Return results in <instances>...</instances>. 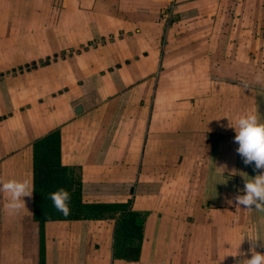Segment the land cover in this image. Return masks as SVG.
Listing matches in <instances>:
<instances>
[{"label": "crops", "instance_id": "0c3cea01", "mask_svg": "<svg viewBox=\"0 0 264 264\" xmlns=\"http://www.w3.org/2000/svg\"><path fill=\"white\" fill-rule=\"evenodd\" d=\"M257 74L264 0H0V180L33 188L32 142L59 129L84 202L147 212L139 260L113 258V220H50L45 264H245L264 212L225 197L261 170L228 125L264 121ZM23 199L9 214L0 193V264H39L33 192Z\"/></svg>", "mask_w": 264, "mask_h": 264}, {"label": "trees", "instance_id": "16d2710c", "mask_svg": "<svg viewBox=\"0 0 264 264\" xmlns=\"http://www.w3.org/2000/svg\"><path fill=\"white\" fill-rule=\"evenodd\" d=\"M50 58L32 62L30 66L47 64ZM15 71V70H13ZM33 149V220L38 223L39 264H45L44 224L50 220L110 219L113 220L112 256L127 261L139 260L147 212L132 207V198L125 202H84L80 172L60 161V132L54 129L36 138ZM69 193V215L57 211L49 194L58 189Z\"/></svg>", "mask_w": 264, "mask_h": 264}, {"label": "clouds", "instance_id": "9594fccd", "mask_svg": "<svg viewBox=\"0 0 264 264\" xmlns=\"http://www.w3.org/2000/svg\"><path fill=\"white\" fill-rule=\"evenodd\" d=\"M254 80L256 83L264 82V75L257 74L254 77ZM243 87L244 89L249 88L247 81L243 82ZM220 118L221 117L217 118V120ZM228 126L235 130L233 142L238 144L235 151L241 157L243 164L245 166H253L254 170L261 171L251 179H248L242 174L243 172H241L240 175L244 180L243 194H236L232 198L225 197V201L229 205L235 203L236 207L243 206V208L248 209L254 207L258 212H264V121L260 119L257 112L253 111L240 115L234 124L229 120ZM224 172L218 174L222 179L216 181L215 187L217 184H227L228 179L236 174L235 170H233L229 174V177H225ZM32 192L33 188L28 180H0V193H7L8 195L6 209L9 214H19L22 209H25L26 206L23 197H31ZM49 199L52 201V204L57 211L65 216L69 215L70 209L68 201L70 196L66 190L61 188L51 192L49 194ZM246 238L250 242L249 251H251L252 254L250 259H245V264H264V254L255 250L256 242L264 240L253 235H249ZM246 238H242L239 241L235 254L228 252L224 258L228 255L234 257L240 254L243 255L239 249L240 245ZM261 246L264 247V243H262Z\"/></svg>", "mask_w": 264, "mask_h": 264}, {"label": "water", "instance_id": "95a60500", "mask_svg": "<svg viewBox=\"0 0 264 264\" xmlns=\"http://www.w3.org/2000/svg\"><path fill=\"white\" fill-rule=\"evenodd\" d=\"M80 110H81V107L78 106V107L76 108V111L79 112Z\"/></svg>", "mask_w": 264, "mask_h": 264}, {"label": "rangeland", "instance_id": "374dc122", "mask_svg": "<svg viewBox=\"0 0 264 264\" xmlns=\"http://www.w3.org/2000/svg\"><path fill=\"white\" fill-rule=\"evenodd\" d=\"M40 61V60H39Z\"/></svg>", "mask_w": 264, "mask_h": 264}]
</instances>
